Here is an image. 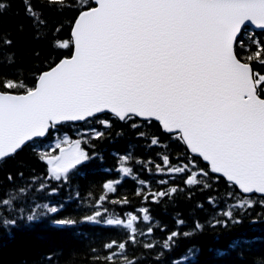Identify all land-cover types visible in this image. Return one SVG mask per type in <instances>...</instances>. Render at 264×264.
Segmentation results:
<instances>
[{
    "label": "snow or ice",
    "instance_id": "1",
    "mask_svg": "<svg viewBox=\"0 0 264 264\" xmlns=\"http://www.w3.org/2000/svg\"><path fill=\"white\" fill-rule=\"evenodd\" d=\"M22 3L34 27L46 24L32 0ZM48 5L75 12L70 40L53 45L71 49V54L40 72L32 86L19 78H8L3 71L15 63L14 57H6L0 64V164L30 148L46 164L48 178L67 181L69 173L91 157L82 146L87 140L70 139L62 133L64 124L94 120L109 129L110 119H101L100 114L123 122L142 118L158 122L162 131L174 134L194 158L206 161L211 173L219 174L217 179L222 177L231 187L228 199L240 198L222 210L224 219H216L212 227L242 225L245 216L234 213L233 208L264 207V71L256 70V66L264 69V0H80V7H76V0H44L42 7ZM7 7L6 0H0V16ZM252 27L260 32H252ZM11 43L0 37V44L10 47ZM241 52L247 53L243 59ZM131 127L138 129L139 125L133 122ZM82 135L100 140L105 132L90 128ZM49 139L53 143L44 147L43 142ZM160 142L159 138L150 140L154 146ZM162 163L168 173L186 174L188 186L211 187L199 178L211 179L209 173L190 170L192 162L171 167L169 156L164 155ZM156 169L165 171L159 164ZM120 171L125 176L132 173L129 167ZM19 175L23 177L22 172ZM6 179L14 178L9 174ZM103 188L107 193L117 190L113 182ZM177 191L171 187L150 196L158 202ZM99 199L103 201L105 196ZM208 202L216 204L211 198ZM13 203L12 195L0 190V205L11 208ZM113 203L127 204L128 200ZM45 207L49 213L58 211L57 207ZM139 211L142 221H150L147 208ZM101 215L97 211L86 220L95 222ZM256 216L264 223V214ZM33 219V215L27 216L28 221ZM138 219V215L129 214L126 221L111 218L106 223L122 225L128 230V240L135 244ZM256 222L253 219L249 226ZM0 223L11 226L17 220L2 219ZM203 228L200 222L194 223L195 230ZM146 232L151 235L153 228L147 227ZM180 235L171 232L163 248L172 247ZM242 241V235L234 237L226 250L230 253ZM126 246L124 242L108 243L109 250L118 247L120 252L107 260L123 254ZM143 247L153 249L156 245L149 242ZM213 253L221 254L218 249ZM124 264L134 262L125 257Z\"/></svg>",
    "mask_w": 264,
    "mask_h": 264
},
{
    "label": "trees",
    "instance_id": "2",
    "mask_svg": "<svg viewBox=\"0 0 264 264\" xmlns=\"http://www.w3.org/2000/svg\"><path fill=\"white\" fill-rule=\"evenodd\" d=\"M6 2L9 7L0 16V37L10 39L12 43L10 47L0 44V64L6 57H14L15 63L3 71L8 78H19L32 86L40 72L71 53V49L53 45L70 40L75 12L63 10L59 5L42 7L44 0H32L37 15L46 21L45 25L34 27L25 15L22 0ZM76 7H80V0H76ZM58 27L60 31L57 32ZM246 55L241 52L242 59ZM256 70L264 71L259 66ZM99 118L110 119L112 127L105 129L94 120L62 126V133L70 139L87 140L82 146L91 157L72 170L67 181L48 178L46 164L39 161L30 148L0 164V190H7L14 198L11 208L0 205V221L17 220V224L11 226L0 223V264H124L125 257L134 264H189V261L195 264L197 260L199 264H264V223L256 216L257 213L264 214V207L233 208L234 213L245 216L242 225L212 227L216 219H224L222 210L232 207L240 199L227 198L226 193L231 187L226 180L217 179L218 176L212 174L200 158L189 153L183 142L174 134L163 132L155 121L135 118L123 122L107 113ZM133 122L139 125L138 129L131 127ZM90 128L105 132L104 138L95 140L83 136L84 130ZM139 132L145 135L140 136ZM152 138H159L160 144L151 145ZM51 143V139L43 142L44 147ZM164 155L169 156L171 167L192 162L190 170L208 172L211 179L199 178L211 187L188 186L184 182L186 174L168 173L162 163ZM122 157H127V161ZM158 164L165 168L164 172L157 171ZM121 167L131 168L132 173L125 176ZM21 172L23 177L19 175ZM9 174L14 178L12 181L6 179ZM107 182H113L117 190L107 193L103 188ZM171 187H177L178 191L153 202L151 193L168 191ZM138 192L142 195H137ZM101 196H105L103 201L99 199ZM144 196L149 199L145 200ZM209 198L216 204H209ZM124 199L128 200L127 204L113 203ZM45 205L57 207L58 211L49 213ZM141 208L148 209L150 221H142ZM97 211L102 215L95 222L86 220ZM129 214L140 217L135 244L128 240V230L122 225L106 223L111 218L126 220ZM28 215H33L34 219L28 221ZM62 219L73 223H57ZM253 219L257 222L250 227ZM178 220L184 223L178 224ZM197 221L204 225L202 231L194 229ZM149 226L153 228L151 235L146 232ZM173 231L181 235L175 238L172 247L164 249L163 243ZM142 232L145 234L141 235ZM185 232L190 235L184 236ZM241 235V245L229 253L226 250L229 241ZM110 242L127 245L124 253L115 255L112 261L107 257L120 250L118 247L109 250L106 245ZM149 242L156 247L144 248L143 244ZM213 249L220 250L221 254H214Z\"/></svg>",
    "mask_w": 264,
    "mask_h": 264
},
{
    "label": "water",
    "instance_id": "3",
    "mask_svg": "<svg viewBox=\"0 0 264 264\" xmlns=\"http://www.w3.org/2000/svg\"><path fill=\"white\" fill-rule=\"evenodd\" d=\"M252 28H254V27H252ZM255 29V28H254ZM256 30H259V29H256ZM140 119H142V118H140ZM206 162V161H205ZM207 163V162H206ZM219 175V174H218Z\"/></svg>",
    "mask_w": 264,
    "mask_h": 264
}]
</instances>
